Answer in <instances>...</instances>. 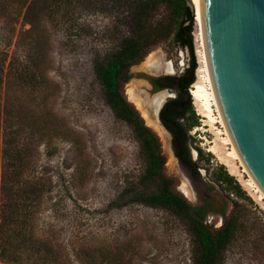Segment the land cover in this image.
Returning a JSON list of instances; mask_svg holds the SVG:
<instances>
[{"label":"rangeland","instance_id":"374dc122","mask_svg":"<svg viewBox=\"0 0 264 264\" xmlns=\"http://www.w3.org/2000/svg\"><path fill=\"white\" fill-rule=\"evenodd\" d=\"M165 15L163 7L157 17ZM130 16L128 7L113 6L108 0H102L75 24L63 23L54 28L53 23L47 21V46L41 54L51 97L45 103L28 101L23 99L26 92L18 87V98L11 100V104H16L12 106L13 117L24 115L27 120H35V131L25 125L17 135L19 145L32 142L25 177L30 180L40 177L44 184L41 201L33 206L35 233L52 237L61 248L63 258L68 255L67 264H88L76 253L84 244L96 248L92 264H106L98 258L103 251L109 258L121 255L122 264H192L193 236L185 220L166 209L142 203L109 206L136 180L142 171V162L132 128L115 117L103 98L93 61L117 46L124 37L133 35L135 24ZM19 30L20 23L13 31L6 17H0V51L25 57L26 51L16 45ZM192 37L198 65L195 82L208 85L205 51L197 21ZM152 54L153 58H159L153 67L149 65ZM192 56L190 49L182 46L175 36L154 45L142 61L130 67L132 78L122 80L123 92L126 94L130 85L136 89L139 81L135 78L151 82L150 77L184 73L191 65ZM151 85L146 83L143 87L150 88L155 95L166 93L165 103L178 95L175 87L154 91ZM191 87V104L199 124L188 131V144L199 174L192 173L176 157L173 134L161 123L168 135L166 138L151 128L160 137L166 172L193 204L202 203L204 197L212 195L220 208L225 207L226 215L238 209L236 202L246 210L242 220L244 229L227 248L220 264H264V201L258 200L239 180L240 177L244 182L249 174L243 171L245 167L241 162L231 156L233 145L228 141L217 106H212L214 121H210L193 98ZM181 121L187 125L186 119ZM213 144L219 146L226 159L237 163L240 175L234 176L235 181L251 200L237 196L227 184L214 180L223 162L209 150ZM3 149L1 134L0 209L6 170ZM225 167L229 171L228 166ZM182 185L190 189L192 197L181 190ZM205 221L210 228L218 229L224 219L221 214L210 212ZM0 264L4 263L0 260Z\"/></svg>","mask_w":264,"mask_h":264},{"label":"trees","instance_id":"16d2710c","mask_svg":"<svg viewBox=\"0 0 264 264\" xmlns=\"http://www.w3.org/2000/svg\"><path fill=\"white\" fill-rule=\"evenodd\" d=\"M101 2L0 0V17H6L13 31L15 25L20 23L16 45L26 51L25 57L0 51V135L4 138L3 153L6 159L1 187L3 203L0 209V260L4 264H65L68 261V255L63 258L61 248L57 247L52 237L45 238L35 233L33 206L41 201L44 184L40 177L34 180L25 177L32 142L23 145L17 142V135L25 125H30L35 131V120H27L24 115H19L17 119L13 117L12 106L16 104H11V100L18 98V87L26 92L23 99L28 101L45 103L51 97L47 91L48 80L41 54L47 46L46 22L51 21L54 28L63 23L67 26L75 24L83 14L92 12ZM108 3L128 7L135 28L133 35L124 37L109 52L94 59V72L101 85L103 98L115 117L132 128L142 162V171L136 180L129 183L109 206L142 203L170 211L185 220L190 227L193 236L192 264H220L227 248L244 229L242 220L246 210L236 202L238 209L224 216L222 226L218 229L210 228L205 221L210 207L194 205L177 189L175 179L166 172V158L159 135L148 126L121 86L122 80L129 81L132 78L130 67L142 61L154 45L175 36L182 46L190 49L193 55L191 65L184 73L149 79L154 91L173 87L178 91L177 97L164 104L160 118L173 134L176 156L199 174L188 144V131L199 124L189 93V88L197 80L198 65L192 37L195 17L185 0H108ZM163 7L166 15L158 18L157 13ZM190 19L192 22L184 25ZM182 118L187 120L186 126ZM197 150L202 152L200 148ZM225 166H219L214 180L227 184L237 196L251 200ZM95 250L84 244L76 249V253L80 260L92 264ZM121 257L116 255L109 258L103 251L98 258H102L106 264H122Z\"/></svg>","mask_w":264,"mask_h":264},{"label":"water","instance_id":"95a60500","mask_svg":"<svg viewBox=\"0 0 264 264\" xmlns=\"http://www.w3.org/2000/svg\"><path fill=\"white\" fill-rule=\"evenodd\" d=\"M185 1L196 18L194 0ZM198 3L207 69L224 124L245 168L264 193V0ZM135 79L142 82L137 91L143 106L152 114L158 108L163 123L160 111L165 101L159 107L156 95L143 87L151 82Z\"/></svg>","mask_w":264,"mask_h":264},{"label":"bare ground","instance_id":"6f19581e","mask_svg":"<svg viewBox=\"0 0 264 264\" xmlns=\"http://www.w3.org/2000/svg\"><path fill=\"white\" fill-rule=\"evenodd\" d=\"M194 3L196 5V21L198 22L199 26H200V35L202 38V42H203V46H204V40H203V32H202V25H201V18H200V11H199V3L198 0H194ZM204 51H205V47H204ZM153 54H152V58L149 60V65H151L152 67L158 62L159 58H153ZM204 57L206 58V54L204 55ZM158 59V60H157ZM206 71H207V79H208V85H204V84H200L199 82H195L193 84V86L191 87V93L193 95V98L195 99L196 103H198L201 107L202 113L204 116L209 117L210 121H214L213 115H212V106L216 105L218 110L220 111L219 108V104L216 98V94L214 91V87L207 69V62H206ZM141 81L139 82L138 85H135V88L133 86H129L126 88V95L127 98L130 102H132L141 112L142 116L144 117L146 123L152 127L155 131L160 132L161 135H163L164 137L168 136L166 135L167 133L165 132V130H163L162 126L160 125L161 122L159 120V111L158 108L155 110L156 112L154 114H152L146 107L143 106L141 98L138 94V86L140 87L141 85ZM166 98V93H158L156 95V103L158 102V105L160 107V105L164 102ZM220 115H221V111H220ZM222 117V115H221ZM223 121V118H222ZM224 123V121L222 122ZM225 125V124H224ZM226 127V126H225ZM227 130V129H226ZM228 135V141L233 145L229 134L227 132ZM165 137V138H166ZM226 139V138H225ZM233 151L231 152V156H233L235 159H238L241 162V166L245 167L243 162L241 161L234 145H233ZM209 150L211 152H213L215 155L218 156V158L223 162V164H226L228 166L229 172L232 175H240L238 174V165L237 163H234L228 159H226L222 152L221 149L219 148V146L217 144H213L210 146ZM229 154V153H228ZM245 173L248 172L247 169L245 168L243 170ZM238 172V173H237ZM241 173V172H240ZM249 174V178L248 179H241L239 177V180L242 182L243 186L245 188H249L253 194L256 196V198L258 200L264 201V193L263 191L260 189V187L258 186V184L256 183V181L253 179V177ZM245 175V174H244ZM247 176V175H246ZM181 190L188 196V197H192V193L190 191V189L184 185H182Z\"/></svg>","mask_w":264,"mask_h":264},{"label":"flooded vegetation","instance_id":"af4514ba","mask_svg":"<svg viewBox=\"0 0 264 264\" xmlns=\"http://www.w3.org/2000/svg\"><path fill=\"white\" fill-rule=\"evenodd\" d=\"M177 157V156H176ZM178 158V157H177ZM179 159V158H178ZM180 160V159H179ZM181 161V160H180ZM182 162V161H181ZM184 163V162H182ZM186 164V163H184ZM187 165V164H186ZM188 166V165H187ZM189 167V166H188ZM190 168V167H189ZM191 172H195L193 171L191 168H190ZM196 174V172H195ZM216 198H214L212 195H209L207 197H204L203 198V201L202 203H198V204H194V205H197V206H202L204 208H207V207H210V210L208 213L210 212H213V213H218V214H221L222 215V219H224V216L226 215L225 214V207H222L220 208L217 203H216ZM208 215V214H207Z\"/></svg>","mask_w":264,"mask_h":264}]
</instances>
